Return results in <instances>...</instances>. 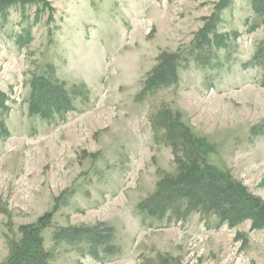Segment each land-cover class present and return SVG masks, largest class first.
<instances>
[{"label": "rangeland", "instance_id": "1", "mask_svg": "<svg viewBox=\"0 0 264 264\" xmlns=\"http://www.w3.org/2000/svg\"><path fill=\"white\" fill-rule=\"evenodd\" d=\"M47 1L38 15L30 4L0 17V264L21 227L44 215L50 264H264V225L179 201L162 216L139 208L191 148L169 133L170 118L212 143L208 161L264 201V67L244 65L264 40L252 0ZM213 15L225 46L197 48ZM162 53L176 56L178 79L147 88ZM36 75L63 82L72 109L29 114ZM101 222L113 227L111 253L54 239Z\"/></svg>", "mask_w": 264, "mask_h": 264}, {"label": "trees", "instance_id": "2", "mask_svg": "<svg viewBox=\"0 0 264 264\" xmlns=\"http://www.w3.org/2000/svg\"><path fill=\"white\" fill-rule=\"evenodd\" d=\"M226 3H221L220 6L224 7ZM30 4L40 5L37 15L42 9H51L47 0H0V17L5 18L11 6L24 8ZM252 8L262 16L264 27V0H252ZM216 21L215 15L210 16L199 29L197 48L218 49L225 46L224 38L215 32ZM23 41H26L25 38ZM157 61L146 78L147 88L162 87L178 79V65L174 54L162 53ZM260 64L264 67V40L244 63L246 67ZM260 84L264 87V76ZM0 97L3 100V94L0 93ZM1 102L3 101L0 99ZM27 108L29 114L50 120L55 113L63 114L71 110L72 100L63 82L47 75H36L30 80ZM169 126L168 131L172 137L181 138L191 148H181L186 155L183 159L177 157L175 160L178 164V173L173 177L162 178L159 181L157 194L140 203V210L149 215L162 216L169 204L179 201L184 202L188 210L216 211L220 214L221 220H226L230 224L249 219L252 227H262L264 201L252 196L241 183L233 181L228 173L208 161V156L213 153L212 143L204 137L192 134L186 126L179 121L175 122L172 118ZM263 129L262 127L261 130ZM253 131L257 132V127H254ZM47 216H41L36 225L21 227L22 237L14 245L3 264H50L51 253L44 248L38 234L39 228L45 225ZM112 235L113 227L101 222L94 227L61 228L55 233L54 239L66 242L84 240L89 244L88 250L97 255L99 249L105 254L114 251V246L110 244Z\"/></svg>", "mask_w": 264, "mask_h": 264}]
</instances>
